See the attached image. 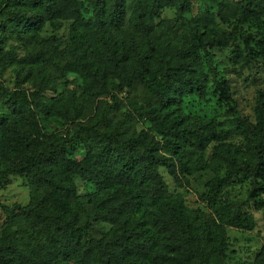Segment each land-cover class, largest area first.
<instances>
[{"label":"trees","instance_id":"obj_1","mask_svg":"<svg viewBox=\"0 0 264 264\" xmlns=\"http://www.w3.org/2000/svg\"><path fill=\"white\" fill-rule=\"evenodd\" d=\"M83 2L93 8L87 20ZM189 5L190 0H133L135 27L128 34L126 0H0V35H14L27 47L24 57L0 47V70L13 68L18 76L51 70V78L35 85L34 104L67 125L61 136L36 133V140L44 139L40 148L28 150L30 134L14 149L17 164L4 175L25 177L31 198L26 206L14 205L16 213L2 227L0 264H225L227 229L255 228L253 216L231 199L229 188L237 179L251 178L249 197L264 205V93L257 95L253 124L235 118L226 130L217 131L212 119L187 122L179 110L194 97L206 98L208 76L215 71H205L201 55L210 61L213 48L245 38L240 24L261 21L264 0L217 1L215 13L185 24L178 48L150 38L153 20L164 7L176 6L181 18ZM59 19H73L81 28L70 32L65 47L60 39L38 36L45 23ZM215 19L237 24L226 31ZM231 55L235 64L248 61L237 46ZM68 72L88 79L82 104L66 106L41 95L49 83L58 87ZM107 95L112 103H103L94 115L96 98ZM111 112L116 121L107 117ZM142 122L148 127L138 130ZM79 146L83 158L74 155ZM160 168L177 187L188 184L193 170H224L204 186L202 229L169 196ZM76 177L114 189L91 217L112 225L99 238L89 219L74 210ZM254 264H264V248Z\"/></svg>","mask_w":264,"mask_h":264},{"label":"rangeland","instance_id":"obj_2","mask_svg":"<svg viewBox=\"0 0 264 264\" xmlns=\"http://www.w3.org/2000/svg\"><path fill=\"white\" fill-rule=\"evenodd\" d=\"M217 1L219 0H190L189 9L181 18L178 17L176 6L164 7L153 20L150 38L159 43H170L173 48H178L185 24L198 15L215 13ZM132 7L133 0H126L123 27L129 29L128 34L135 27V20L131 15ZM92 10L87 2H83L81 7L83 20L91 18ZM214 21L218 28L226 31H231L237 24L233 21L222 23L218 19ZM240 26L246 35L245 38H238L227 46L213 48L210 51V61H206L201 55L205 71L213 69L215 75L208 76L205 100L194 97L181 105L179 112L187 122H194L200 118L212 119L217 131L231 128L235 118L248 124L254 123L256 98L258 93H264V18L259 22L245 21ZM72 30L81 31V28L73 19H59L57 24L45 23L38 36L44 41L50 38L60 39L62 47H65ZM120 37L118 36L119 39ZM234 46H237L243 55L248 56L246 63H234L231 55ZM0 47L13 51L18 57H24L27 53V47L18 41L16 36L10 34L0 35ZM51 72L47 68H39L26 70L18 76L13 68L3 72L0 70V84L4 88L0 90V235L4 223L16 213L13 209L14 205L26 206L31 198V189L25 177L4 175L6 168L17 164L15 147H20L23 139L33 134V140L26 141L29 144L28 150L40 148L44 145V139L36 140V133L61 136L67 127L62 118L45 115L34 104L32 94L36 90L35 85L40 80L51 78L52 76L48 77ZM161 72L164 73L165 68ZM59 81L58 87L49 83V89L41 95L46 99H57L66 106L84 102L86 97L84 84L88 79L83 74L68 72ZM109 82L115 83L116 80L110 77ZM103 103H112L109 95L96 98L93 106L94 115H98ZM121 111L124 109L122 108ZM94 115L87 119L91 120ZM116 115L115 112H111L107 117L116 121L114 118ZM147 127L148 124L143 122L136 125L138 130ZM233 141L239 142L238 139ZM212 147L213 144L205 152L207 162ZM74 155L83 158L85 155L83 147H77ZM159 174L167 186L169 196L179 200L194 226L202 229L205 225L203 217L207 212L202 200V195L205 193L204 186L213 177L222 176L224 170L217 173L209 169L193 170L187 177L188 184L184 187H177L165 168H160ZM74 184L76 189L74 210L79 212L82 218L89 219L95 237L99 238L102 232L108 231L112 225L95 222L91 217L98 211L100 204L113 194L114 189H103L97 182H83L77 177L74 179ZM252 188L251 178L237 179L229 188L231 199L238 203L243 211L251 214L256 224L252 231L227 229L230 246L225 264H254L257 254L264 248V205H255L249 197ZM262 198L264 199V195Z\"/></svg>","mask_w":264,"mask_h":264}]
</instances>
